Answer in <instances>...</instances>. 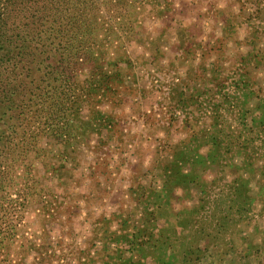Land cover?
Listing matches in <instances>:
<instances>
[{"label":"rangeland","instance_id":"374dc122","mask_svg":"<svg viewBox=\"0 0 264 264\" xmlns=\"http://www.w3.org/2000/svg\"><path fill=\"white\" fill-rule=\"evenodd\" d=\"M36 5L0 25V264H264V0Z\"/></svg>","mask_w":264,"mask_h":264},{"label":"trees","instance_id":"16d2710c","mask_svg":"<svg viewBox=\"0 0 264 264\" xmlns=\"http://www.w3.org/2000/svg\"><path fill=\"white\" fill-rule=\"evenodd\" d=\"M63 0H0V25H3L2 22L4 20L7 19H15L17 18L20 14V8L18 7V4L20 2H25V3H29V6L31 7H26L25 11H30V9H32V7L34 5H36L33 9V12H35L36 14H44L45 11H48L50 13H52V15L56 14L55 18H52V21L50 23V27L54 28L53 31L54 33H59L60 32V28H61V23L57 22V20H62L63 19V13L64 11L61 9H57L56 5L60 4ZM48 6H51V8H49ZM55 6V7H54ZM2 133L0 134V138H1ZM23 155V154H22ZM0 188H1V179H0ZM261 195V199H260V204L263 205L264 207V188L262 187V190L260 192ZM4 198V196L0 195V201ZM9 202H14L15 200H9ZM1 203V202H0ZM2 216H0V223L3 222L2 221ZM5 223V222H3ZM9 229L10 227L7 226H0V249H1V244L2 242L7 238L8 234H9ZM261 248H264V242H262V244H260ZM194 251L196 252V259L199 260L200 259V252L201 249L199 246H197L196 248H194Z\"/></svg>","mask_w":264,"mask_h":264}]
</instances>
